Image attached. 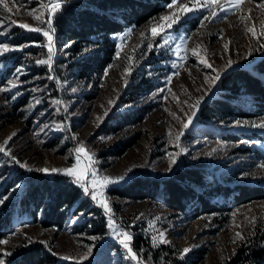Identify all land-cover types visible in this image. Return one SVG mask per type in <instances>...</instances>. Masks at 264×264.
<instances>
[{
    "label": "rangeland",
    "instance_id": "1",
    "mask_svg": "<svg viewBox=\"0 0 264 264\" xmlns=\"http://www.w3.org/2000/svg\"><path fill=\"white\" fill-rule=\"evenodd\" d=\"M47 3L48 0H3L0 19L5 24L9 21L15 24L8 29L7 35H0V44L9 47L32 45V42L15 44L10 41L12 30L20 24L40 27L33 16L41 15L45 11L41 4ZM170 3L172 0L153 18L143 21L126 36L122 35L123 40L120 38L118 42L119 56L116 47L111 62L98 77L76 78L59 65L51 71L47 65H39L47 66L48 70L34 71L33 67L38 66L37 59H47V48L40 46L35 52L24 47L15 63L14 51L5 54L7 57L0 56V88L10 89L0 92V143L16 132L8 145L12 155L33 169L71 168L76 163L74 149L82 143L86 150L95 154V170L101 176L115 179L127 174L128 177L98 191V200L107 199L111 213H105L103 206L85 196L80 188L89 207L104 215L106 230L102 234L93 233L88 227L84 230L76 228L83 227L89 215L81 209L71 208L60 227H44L25 211L13 208L11 229L0 236L8 243L0 248L10 251L22 242L43 241L56 260L70 264H137L136 260L127 258V250L110 234L108 217L113 215L117 230L131 233L130 246L138 254L140 264H173L185 256L190 258L189 264H224L242 241L237 233L245 239L255 224L264 226V196L235 204L224 214L188 216L166 207L161 199H128L111 192L112 188L122 186L138 175L165 176L181 163H202L212 168L205 172V177L210 180L220 173L231 176L230 182L264 185V167H260L264 164V130L250 126L264 120V113L228 120H199L196 117L180 141L175 139L187 116L195 110L196 101L200 97H205L206 101L213 94L217 84L213 86L207 77L223 70L229 60L235 62L233 67L250 68L264 54L261 47L264 37L258 40L245 30L246 25H254L258 34L261 31L264 0H243L226 18L205 21L203 26L201 20L210 12L190 15L175 24L169 36L154 38L153 27L159 31L171 23L182 13L180 5L192 7L191 0H177L169 9ZM221 3L230 6V0H221ZM32 9L37 11L29 15ZM249 9L251 20L248 19ZM161 17L168 19L161 20ZM40 34L43 38L36 44L44 45L47 38ZM185 37L190 39L184 40ZM164 39L170 40L167 46H164ZM149 44L153 45L151 49ZM177 44L181 45V59H177ZM201 60L213 67H207ZM174 63L176 67H173ZM21 66L22 72L17 74L16 69ZM128 69L130 72L126 71ZM227 70L221 71V75ZM49 75L57 77L59 85L56 80L48 79ZM169 76L172 79L166 82ZM9 81L17 87L12 89ZM37 100L41 102L36 103ZM53 100H60L61 104L54 105ZM119 112L129 113L132 117L125 121L114 120ZM245 120L249 122L248 126H234L235 121ZM73 136L78 137V141ZM176 153H180L177 164L169 172L170 156ZM86 162V158L82 160L80 168H84ZM30 175L53 176L21 168L0 153V198L9 197L0 204V217L16 194L29 185L27 178ZM17 183H22L23 187L12 193L10 190ZM159 231L165 232L169 243L157 240L153 246L152 237ZM144 243L149 249H144ZM89 248H92V254L80 261ZM185 248L191 251L182 256ZM151 251L157 252L159 257H153ZM64 256L74 259H62ZM0 258L4 259V256Z\"/></svg>",
    "mask_w": 264,
    "mask_h": 264
},
{
    "label": "trees",
    "instance_id": "2",
    "mask_svg": "<svg viewBox=\"0 0 264 264\" xmlns=\"http://www.w3.org/2000/svg\"><path fill=\"white\" fill-rule=\"evenodd\" d=\"M169 1L62 0V10L54 20L58 51L53 67L64 66L76 78L98 77L111 62L122 35L128 29L136 28L143 21L153 18ZM41 38L43 37L40 33L14 26L10 41L22 44L39 42ZM69 42L73 43L70 47H65ZM25 50L35 52L39 47L29 45ZM19 53L14 51L16 57L13 62L21 56ZM33 69L38 73L48 70L47 66H36ZM262 113L264 54L250 68L232 67L224 72L213 94L199 106L197 117L199 120H228ZM128 117L132 116L119 112L114 120L125 121ZM211 169L202 163H181L165 176L156 178L138 175L128 183L112 188L111 192L128 199H161L166 207L188 216L203 213L224 214L235 204L264 196L262 184L230 182L231 176L226 177L220 173L215 175L213 172V180L208 179L205 172ZM27 180L29 185L16 194L15 200L7 205L0 217V236L10 231V218L15 209L19 212L25 211L30 217L38 219L39 224L44 227H60L71 208L81 209L89 215L83 227H76L78 230L88 227L98 234L106 230L104 215L89 207V202L80 193V187L68 176L30 175ZM144 247L149 249L148 244L144 243ZM236 248L224 264H264V226L255 224ZM8 252L12 255L4 256L6 264H70L56 260L41 241L22 242ZM151 252L153 257H159L157 252ZM185 263H190L188 256L173 262Z\"/></svg>",
    "mask_w": 264,
    "mask_h": 264
},
{
    "label": "snow or ice",
    "instance_id": "3",
    "mask_svg": "<svg viewBox=\"0 0 264 264\" xmlns=\"http://www.w3.org/2000/svg\"><path fill=\"white\" fill-rule=\"evenodd\" d=\"M177 0H172V3L168 4L167 7L171 9L173 7V4H175ZM243 0H234V3H232V0H230V6L226 7L223 3H221V0H191L192 7H188L187 5H180L182 8V13L180 15L175 16V18L172 20L171 23H169L166 27L162 26L159 31L156 30L155 27L151 29V34L155 38L157 36H160L162 39L165 36H169L171 29L173 26L177 23L182 22L185 20L188 16L194 15L196 13H204V12H210L209 15H204L203 20H201V26H203L205 21H213L218 18H226V15L229 12L234 11V9L239 6ZM251 2V0H249ZM0 3H3V0H0ZM215 6V7H213ZM41 7L45 9L44 12L41 13L39 16H33V19L39 22L41 25L40 27H31L28 24H20L19 27L26 30V31H34L37 33H42L46 38H47V43L44 45H37L36 42H32V46H40L43 48H47V59H37L35 63L39 65H47L49 70H52L53 64H54V59L56 52L58 49L56 48V29L54 27V20L56 16L59 14V12L62 10V0H48V3L41 4ZM37 9H32L29 11V15H32L34 12H36ZM46 17V18H43ZM161 20H167L168 17H161ZM241 19H244V17H241ZM248 19L251 20V9H249V16ZM262 23V28L259 34L255 30V26L253 25L252 27H248L247 25L245 26L246 32H250L252 36L256 37L258 40L260 37H264V21ZM15 24L14 21H9L7 24L0 19V35H7L8 34V29ZM134 31V27L130 28L127 30V33H125V36L128 33H131ZM142 36L144 35L143 33L141 34ZM124 37H121L123 40ZM190 39V37H185L184 40ZM73 42H69L65 47H70ZM170 43L169 39H164V46H167ZM29 45H22V46H17V47H9L6 44H0V56H3L11 51H21L23 50L24 47H27ZM159 47L160 45H156ZM153 47L152 44H149V48L151 49ZM199 47V46H198ZM228 45H224V48L227 50ZM262 48H264V44L261 45ZM118 51H117V56H119V45L117 46ZM181 50V45L177 44L175 51L177 52V59H181L179 56V52ZM193 54H196L195 49L192 50ZM201 63H207L205 60H201ZM235 62L232 60H229L227 64L224 66V70L230 69L234 66ZM177 65L174 63L173 67H176ZM22 67L17 68L16 72L17 74H20L22 72ZM111 67V65H109ZM207 67L212 68L213 66L210 63H207ZM107 72V69L105 70ZM130 72V69L126 70ZM221 71H217L215 76H210L207 77L206 79L210 80L211 84L215 86L218 81L221 78ZM177 73H173L172 75H176ZM50 80H56L57 84L59 85V80L57 77L54 75H49L47 77ZM172 79V76L167 77L166 82L170 81ZM11 86L12 89H15L17 85L9 81L8 82ZM66 83V81H65ZM10 89L7 88H0V92L8 91ZM33 91H39V89H33ZM73 92L76 91L75 88L72 89ZM160 92H163V89L160 90ZM206 93L205 95H207ZM15 97H13L14 99ZM205 97H200L194 107V111L190 116H187L186 122L182 124L181 131L177 136L175 137L176 141L179 142L181 137L190 129L192 124L195 122V119L197 117V113L199 111V106L202 104L204 101ZM41 101L37 100L36 103H40ZM52 103L54 105H60L61 101L60 100H53ZM31 107V105H30ZM57 111H59V108H57ZM107 115V113H105ZM249 122L247 120L241 122V121H235L234 126L237 127H243V126H248ZM253 128H259L264 130V120H261L259 123L253 122L251 125ZM47 127V125L45 126ZM16 132L11 133L2 143H0V153H3L5 156L10 157L11 161L14 162L15 164L19 165L21 168H26L28 171H37L40 172L44 175H54V174H63L65 176H68L73 179V183H75L77 186H79L83 190V194L85 196H90L93 201H98L99 204H101L104 208L105 213H111L112 209L109 206V202L107 199H102L98 200V191L100 188H107L111 184L114 183H120L127 179V174L121 175L115 179L108 177V176H101L98 171L95 170V164L96 160L94 159L95 154L90 153L88 150H86L85 146L81 143L80 146L76 147L74 149L75 154H76V163L71 167V168H64V169H57V168H52L49 169L47 167L44 168H38V169H33L28 167L25 163L19 161L15 155H12L11 149L8 147L9 142L13 139L14 136H16ZM73 139L78 141V137L73 136ZM243 143V141H241ZM183 151V150H181ZM213 151H216V149H213ZM83 154V155H81ZM180 155V153H176L174 155L170 156V163L167 171H171L173 166L177 164V157ZM86 158V163L84 168H80V163L82 160H85ZM260 167H264V164L260 165ZM131 171V170H129ZM23 187L22 183H17L15 186L10 190L12 193H15L19 189ZM7 199H9L8 196H4L3 198H0V204H3ZM139 219V217H138ZM159 220V217L156 218ZM255 218H253L254 220ZM151 226V225H150ZM108 227L111 229V235H113L119 243L123 246L124 249L127 250L128 257L130 259L136 260L137 264H140V260L138 258V254L135 253L130 246V242L132 240L131 233L127 230L123 232H119L116 228L115 224V218L113 215H109L108 217ZM13 235H16L13 233ZM237 237H239L241 240L244 239L243 235L241 233L236 234ZM153 246H156V241L158 240L159 243L167 244L169 241L165 239V232L164 231H159L157 236H153ZM8 241L4 239H0V245H5L7 244ZM41 243H46V242H41ZM190 248H185L183 249V252L181 255H185L188 252H190ZM92 254V248H89L88 251L84 254V256L80 257V261H83L87 259L90 255ZM12 255L11 252L5 251L4 249L0 248V257L3 256H9ZM62 259L69 260V259H74L68 256L62 257ZM0 264H6V261L3 258H0Z\"/></svg>",
    "mask_w": 264,
    "mask_h": 264
}]
</instances>
